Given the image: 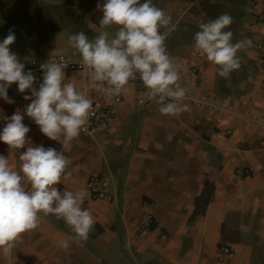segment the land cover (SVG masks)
<instances>
[{
  "label": "crops",
  "instance_id": "1",
  "mask_svg": "<svg viewBox=\"0 0 264 264\" xmlns=\"http://www.w3.org/2000/svg\"><path fill=\"white\" fill-rule=\"evenodd\" d=\"M222 2L238 5V35L247 45L238 51V69L227 78L218 74V66L195 47L196 24L186 19L188 11L172 17L177 28L167 47L178 65L200 59L195 91L226 106L164 116L158 102L140 105L136 88L128 83L110 128L81 131L65 146L71 164L70 174L56 185L61 191L82 190L89 196L90 177L97 174L105 180L106 197L85 198L82 204L96 221L88 239L77 241L63 218L41 213L38 227L21 233L11 254H0V264H264V22L256 21L264 0L254 5L253 0ZM67 3L70 0H0V39L14 31L10 49L37 77L36 88L43 72L32 67L34 60L53 53L82 59L68 41L72 34L50 35L47 28L33 30L31 24L37 18L47 21L48 9ZM65 82L74 83L86 98L91 96L88 88L98 83L92 72L87 78L78 71L65 72ZM8 94L15 102L0 98L2 116L22 111L31 102L16 82ZM4 123L0 119V130ZM24 123L30 127L25 149L43 144L63 150L39 125L32 126L26 114ZM25 149L10 150L0 141V154L17 170ZM146 219L151 220L150 230L140 233ZM66 239L67 249L61 246ZM222 246L232 250L223 260L218 255Z\"/></svg>",
  "mask_w": 264,
  "mask_h": 264
},
{
  "label": "clouds",
  "instance_id": "2",
  "mask_svg": "<svg viewBox=\"0 0 264 264\" xmlns=\"http://www.w3.org/2000/svg\"><path fill=\"white\" fill-rule=\"evenodd\" d=\"M97 7L103 15L99 21L103 31L90 40L85 32L74 33L68 41L91 70L100 93L119 96L130 80L139 78L150 97H158L159 113L164 116L182 111L181 101L186 89L173 60L167 52L166 35L161 28L172 17L157 7L153 0H102ZM233 17L223 13L201 22L195 33V47L208 61L218 66V74L227 78L240 67L238 51L247 45L233 42L228 29ZM117 25L114 35L107 28ZM16 40L14 31L0 39V98L8 103V94L16 82L25 100L31 101L22 111L2 116L0 141L11 149H25L30 127L24 123L25 114L52 140L59 141L63 150L43 144L28 146L20 153L19 169L0 154V254H11L14 241L21 234L38 227L40 214H55L63 218L75 233L77 241H86L96 222L90 211L83 208L85 191H61L56 185L71 164L65 146L78 138L86 125L91 101L72 82H65L67 64L51 62L41 65L42 81L34 87L37 77L25 70L10 45ZM30 90V93H26ZM70 174V173H67ZM67 249L70 240H63Z\"/></svg>",
  "mask_w": 264,
  "mask_h": 264
},
{
  "label": "built area",
  "instance_id": "3",
  "mask_svg": "<svg viewBox=\"0 0 264 264\" xmlns=\"http://www.w3.org/2000/svg\"><path fill=\"white\" fill-rule=\"evenodd\" d=\"M199 1L200 0H192L191 6H193L194 4H198ZM257 1L258 0H253V5L257 3ZM256 21L264 22V10L256 13ZM176 28H177V22H175V20H172L169 25L162 27L161 31L164 32L166 35L165 44L168 55L173 60L177 70L179 71L180 79L178 82L183 88L186 89V95L183 98V100L180 102L182 110L188 111L195 107H205L213 111H218L219 109L225 107L226 105L220 103H212L205 96L197 93L194 89L193 77L199 74L202 68V61L199 59L198 61L194 62L189 66H183L182 64L178 65L179 63L178 57L169 52V49L167 47V41L172 36ZM51 62L67 64L68 67L64 69V72L67 73L78 71L85 74L88 78V74L89 72H91V70H87L82 66L83 65L82 59L81 60L76 59L65 53H53L43 59L34 60L32 62V67L34 69L43 72L41 65L43 64L46 65L47 63H51ZM129 83L136 88L138 92L137 101L140 105L145 106L151 102H158V97H150L148 95V89L144 86L143 82L139 78L130 80ZM88 91L91 93V96L88 99L92 103H91V108L89 110L87 123L82 128L81 131L83 133H88L98 127L104 130H108L110 128L111 121L115 116L116 106L123 99L124 91L119 96H112L106 93H100L97 91L96 87H91V88L89 87ZM29 121L32 126L36 125V123L32 121L31 118H29ZM244 172L247 173L248 171L244 170ZM104 186H105L104 178H102L97 174H93L88 181V188L90 191V195L86 196V199L88 200L100 199L106 197L107 193L104 189ZM150 224H151L150 219H146L145 221H143V223L139 228V232L143 233L150 230ZM231 253L232 250L229 246H222L219 248L218 251L219 258L222 260L227 258L229 255H231ZM27 264H43V263L28 262Z\"/></svg>",
  "mask_w": 264,
  "mask_h": 264
},
{
  "label": "rangeland",
  "instance_id": "4",
  "mask_svg": "<svg viewBox=\"0 0 264 264\" xmlns=\"http://www.w3.org/2000/svg\"><path fill=\"white\" fill-rule=\"evenodd\" d=\"M101 2L102 0H70V4L67 3L63 7L48 9L47 21L39 20V18L31 21V24L35 27L33 30L36 28L40 29V26H42V28L45 27L51 32V34L49 33L50 35L60 33L69 35L81 31L85 32L87 36L90 33L95 34L96 31L104 30L99 23L103 13L97 7L98 3ZM153 3L163 9L166 14L171 15V17H175L181 12L184 14L188 11L186 19L188 18L189 23L196 24L193 27V29H196V32L200 30L198 25L201 22H207L223 13H228L233 17V23L226 30L233 32V39L235 38L233 42L242 40L238 35L241 26L234 17L235 13L238 12V5H227L222 0H200L198 4H194L193 6H191L192 0H153ZM36 8L37 6L33 5L32 11H36ZM175 10L176 13H173ZM60 12L65 15L64 18H54V16L50 18L52 14ZM118 27L117 25H112L107 30H113L115 34Z\"/></svg>",
  "mask_w": 264,
  "mask_h": 264
}]
</instances>
